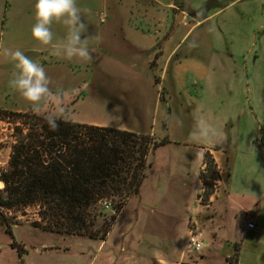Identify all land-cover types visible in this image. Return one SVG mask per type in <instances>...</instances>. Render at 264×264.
Wrapping results in <instances>:
<instances>
[{"label": "rangeland", "instance_id": "1", "mask_svg": "<svg viewBox=\"0 0 264 264\" xmlns=\"http://www.w3.org/2000/svg\"><path fill=\"white\" fill-rule=\"evenodd\" d=\"M201 3L194 14H207L212 4ZM178 18L176 10L171 18L159 19L165 29L152 66L142 65L139 56L125 60L100 48L94 64L76 72L61 102L47 101L40 111L0 109V180L10 169L13 145L32 130L28 113L64 115L88 124L104 121L156 140L170 139L149 154L138 195L123 207L104 200L87 211L81 231L97 238L68 233L74 223L40 203L0 205V264H238L237 245L233 256L209 254L213 243L230 237L228 230L220 235L215 230L216 210L206 205L217 191L224 194L229 173L230 209L224 214L229 224L236 222L237 209L257 210L251 196L264 195V0H240L189 32L188 27H174ZM107 20L100 13L101 25ZM175 47L171 65L163 66ZM178 61L183 65L176 74L173 64ZM201 119L217 135L200 138ZM207 149L221 162L220 168L215 158L210 197L201 178L205 164L200 171L199 160ZM107 228L105 239L100 238ZM191 234L204 240L200 251L189 249ZM204 254L209 257L203 259Z\"/></svg>", "mask_w": 264, "mask_h": 264}, {"label": "crops", "instance_id": "2", "mask_svg": "<svg viewBox=\"0 0 264 264\" xmlns=\"http://www.w3.org/2000/svg\"><path fill=\"white\" fill-rule=\"evenodd\" d=\"M192 1L194 0H77V6L82 9V19L88 26L86 35L89 37L88 46L93 59L90 61H68L57 58L50 47L45 48L33 39L31 28L35 23L34 5L36 0H0V109L24 112L33 108L18 92L9 86L14 68L10 58L3 55V49H19L26 56L41 63L53 81V92L63 96L64 92H70L67 85H73L74 75L80 67L94 64L96 50L101 48L106 54L111 53L120 57L123 55L126 57L125 60H129L133 56H139L142 58V65L152 66V62L158 56L159 36L165 29V25L160 27V18L167 20L171 18L176 10L177 14L182 12L184 18L177 27H188L189 32L205 19L227 11L230 6L235 5L240 0H201L197 5L192 4ZM204 1L212 2L205 11L207 14H194L201 10L203 6L201 2ZM211 10L214 11L211 12ZM102 12H105L106 19H108L105 26L100 23V13ZM198 15L203 18L196 20L193 24L188 21V19ZM52 31L55 42L62 40L67 30L64 25L54 23ZM172 33L169 34L167 41L171 40ZM175 49L176 47L167 52V56L162 63L163 66L165 63L171 65ZM138 50H140V53H138ZM182 65L183 62L181 61L173 64L176 74L182 71ZM46 104L47 101L44 102L42 107ZM89 124L135 130L104 121H89ZM199 158L201 171L204 157ZM215 158L220 163L221 168L219 157ZM229 176L230 173L227 177L224 194L222 195L217 191L216 195L210 199V204L206 205V208L214 206L219 223L224 221L228 228H224L225 225L216 222L217 219L212 224H214L219 235L224 233V230H228L230 238L223 240L221 244L213 243L209 254L215 256L222 252L228 256L229 254L233 256L236 253L237 245L239 249L238 264H264V195L251 196L258 204L257 210L249 213L246 212V209H237L234 212L236 222L229 224L224 219V214L227 216V210L230 209ZM202 184L203 182L199 176V186L201 187ZM252 219L257 225L256 228L248 226ZM225 244L227 245L226 249ZM207 256L209 257V255H201L203 259H207Z\"/></svg>", "mask_w": 264, "mask_h": 264}, {"label": "trees", "instance_id": "3", "mask_svg": "<svg viewBox=\"0 0 264 264\" xmlns=\"http://www.w3.org/2000/svg\"><path fill=\"white\" fill-rule=\"evenodd\" d=\"M28 116L32 130L13 145L10 169L1 174L7 195L0 190V205L20 208L40 203L57 218L74 223L70 234L97 238L81 231L87 211L104 200H116L123 207L138 195L149 154L170 143L169 138L160 141L152 134L80 123L64 115L57 116L59 127L53 131L47 115ZM204 160L201 178L210 197L217 163L208 149ZM108 232L105 229L100 238ZM236 254L237 260L239 249Z\"/></svg>", "mask_w": 264, "mask_h": 264}, {"label": "clouds", "instance_id": "4", "mask_svg": "<svg viewBox=\"0 0 264 264\" xmlns=\"http://www.w3.org/2000/svg\"><path fill=\"white\" fill-rule=\"evenodd\" d=\"M35 23L31 35L41 46L51 48L53 54L64 60L90 61L93 59L88 46L89 37L86 35L88 26L82 19V9L77 6V0H36L34 5ZM62 24L66 27V35L62 40L54 42L52 25ZM3 55L10 58L14 71L9 80V86L40 111L46 101L61 102L63 97L52 90L53 81L45 67L26 56L21 50L3 49ZM60 112L64 108L60 107ZM50 129L55 131L59 125L57 116L49 114L45 117ZM198 135L204 140L217 135L216 130L201 119L197 122Z\"/></svg>", "mask_w": 264, "mask_h": 264}, {"label": "built area", "instance_id": "5", "mask_svg": "<svg viewBox=\"0 0 264 264\" xmlns=\"http://www.w3.org/2000/svg\"><path fill=\"white\" fill-rule=\"evenodd\" d=\"M105 204H107V201H105ZM248 226L251 228L257 227L253 219L248 223ZM204 245H205L204 240H202L201 238H199L198 236L194 234H191V236L188 239L189 249L200 251L204 247Z\"/></svg>", "mask_w": 264, "mask_h": 264}, {"label": "water", "instance_id": "6", "mask_svg": "<svg viewBox=\"0 0 264 264\" xmlns=\"http://www.w3.org/2000/svg\"><path fill=\"white\" fill-rule=\"evenodd\" d=\"M182 12L179 14V18L177 19V21H175V23H174V27L176 28L178 25H179V23H180V20H181V18H182Z\"/></svg>", "mask_w": 264, "mask_h": 264}, {"label": "bare ground", "instance_id": "7", "mask_svg": "<svg viewBox=\"0 0 264 264\" xmlns=\"http://www.w3.org/2000/svg\"><path fill=\"white\" fill-rule=\"evenodd\" d=\"M1 187H3V183H2V181H0V188H1Z\"/></svg>", "mask_w": 264, "mask_h": 264}]
</instances>
